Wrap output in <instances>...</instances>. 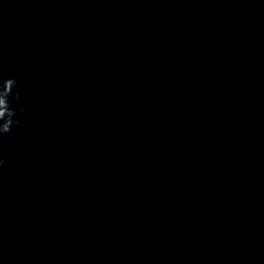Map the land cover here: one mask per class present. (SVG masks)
<instances>
[{
  "label": "water",
  "instance_id": "1",
  "mask_svg": "<svg viewBox=\"0 0 264 264\" xmlns=\"http://www.w3.org/2000/svg\"><path fill=\"white\" fill-rule=\"evenodd\" d=\"M9 77L0 264H264V0H0Z\"/></svg>",
  "mask_w": 264,
  "mask_h": 264
},
{
  "label": "clouds",
  "instance_id": "2",
  "mask_svg": "<svg viewBox=\"0 0 264 264\" xmlns=\"http://www.w3.org/2000/svg\"><path fill=\"white\" fill-rule=\"evenodd\" d=\"M16 89V91H14ZM12 97V101L9 100ZM21 93L19 91L18 81L9 77L0 82V138L12 131L13 127L18 125L20 121L16 119L17 110L12 103L19 101ZM23 111V109H20ZM5 161L0 158V168L3 167Z\"/></svg>",
  "mask_w": 264,
  "mask_h": 264
}]
</instances>
